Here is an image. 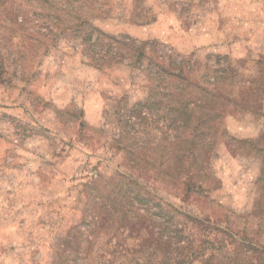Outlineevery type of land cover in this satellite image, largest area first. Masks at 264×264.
Here are the masks:
<instances>
[{
	"label": "rangeland",
	"instance_id": "1",
	"mask_svg": "<svg viewBox=\"0 0 264 264\" xmlns=\"http://www.w3.org/2000/svg\"><path fill=\"white\" fill-rule=\"evenodd\" d=\"M170 73L219 98L218 126L200 139L212 154L184 142L170 104L190 89L178 94ZM116 171L250 244L227 248L163 201L133 199ZM101 198L131 215L152 207L145 216L204 240L189 264H264V0H0V264H86ZM140 246L155 264L159 249Z\"/></svg>",
	"mask_w": 264,
	"mask_h": 264
},
{
	"label": "trees",
	"instance_id": "2",
	"mask_svg": "<svg viewBox=\"0 0 264 264\" xmlns=\"http://www.w3.org/2000/svg\"><path fill=\"white\" fill-rule=\"evenodd\" d=\"M131 39L130 37H128ZM114 42L119 43L118 39H115L114 37H111ZM156 76H162L161 73L156 74ZM170 76H177L178 81L177 84H174L176 88L174 90H177L178 94L181 93V90L186 91L187 89H190L188 91L187 95H184L183 98H177V100H181V104L178 106H174L170 104V108L174 111H177L179 113H182V122L183 125L187 128L188 130V136L185 137L184 142L189 145L190 152L192 154H195V152L199 149L202 148H207L205 155L209 154L211 151H213V143H209L208 140L206 142L201 141L200 139L202 137L205 138V136L209 135L214 131L215 126H218V119H220V112L217 110V104L219 103V98L210 90L208 89H200L198 86H194L192 83H190L187 78H184L180 75H176L174 73H170ZM192 91H194V94H191ZM200 93L202 96H199ZM191 97L194 98H201L203 103L196 106H202L201 111L197 112L195 114L192 112L193 106H195V103L191 100ZM175 98V99H176ZM191 101V103H190ZM191 104V106H190ZM178 121V120H177ZM214 139V138H213ZM201 141V142H200ZM189 153V150H188ZM212 154V152H211ZM209 159L211 156H207ZM167 168V167H165ZM164 168V169H165ZM169 169L165 170H160L161 173H168ZM170 172V171H169ZM186 173V172H185ZM112 176H115V178L120 177V178H125L128 181V184L133 186V199H144L143 195H149L147 196L148 201L152 198L157 199L159 202H162L168 209H171L170 211L175 214V215H182L185 219L189 220L196 230L198 229L199 231L203 230V228L211 227L212 230H218L217 233H222L227 236V242L222 243L220 240L218 241L219 243L221 242V245L227 247L228 245H233V243L239 244V247L236 249V251H241L240 247L242 248L243 246H246V244H250V242H246L244 238H237L236 234L234 232L230 231L229 228H221L218 224L215 222H211L208 218H199L196 216H193L186 211H184L182 208L179 206L167 201L166 199L162 198L156 191H152L149 189L147 186L143 185L139 180H137L135 177L132 175L126 174L124 172H119L116 171ZM93 182V181H92ZM96 182V180L94 181ZM183 182L187 183V178L184 179ZM185 184V183H184ZM200 188V186H197ZM130 190V189H129ZM106 200L104 198L99 199V204L100 208L103 207L107 210V212L104 213V210L99 213L97 216L92 217L91 219V228L90 231H88L86 237H88L89 240H87V245L84 248L83 251L80 252V254H83L84 260L86 261V264H100L99 261L104 262V264H131L130 260V255L128 253H138V257H141L144 261L140 264H148L147 261V254L148 250L145 252H139L138 251V246L141 245L139 248H141L143 245L150 244L154 249V251H157L159 249V254L155 257V264H189L190 261L194 258L200 257L202 255V242L204 240H200V243H194L197 242V240L193 239H187V237H190L188 232L185 233L184 230H186V227L184 226H178V224H174L173 227L170 225L169 218H162V222H158L155 220V218L152 216L153 212L150 213V216H145L144 213H147V209H151L152 207L148 208H141L143 213H140L139 211L142 212L140 209V204L136 205L135 211L137 213H133L132 215L128 210L129 208H123L120 206V204L114 205L111 207V205H107ZM153 204V203H152ZM158 204V203H156ZM153 204V205H156ZM160 204V203H159ZM161 204V205H162ZM113 205V204H112ZM108 207V208H107ZM120 209V212L115 215V218L113 217L111 219V213L110 211L114 209V212L116 209ZM135 220V221H134ZM131 223L133 227L137 231L128 233V234H123V230L125 229L126 225ZM109 226V227H108ZM108 227V228H107ZM140 230L143 232L141 233ZM191 230V228H190ZM210 232V230H208ZM98 232H102L103 235H105L102 238L104 247L97 249L94 252V249L91 248L92 243H95V235ZM122 232V233H121ZM212 233V232H210ZM185 234H188L187 237ZM94 235V238H93ZM213 235H215L213 233ZM212 235V236H213ZM101 236V235H100ZM99 238V236H98ZM134 238H137L138 244L137 248H133V252H129V248H124V243L125 242H130ZM207 239H210L211 245L214 244V242L217 240V234L214 237H208ZM194 245V246H193ZM201 247V248H199ZM149 248V246H148ZM228 248V247H227ZM264 251V249H263ZM152 253H149L148 257H151L152 260ZM124 255V260L120 261L118 260V256ZM226 256V255H224ZM211 257V256H210ZM94 258V259H93ZM62 264H66L61 262ZM221 264H245L244 260H241L239 263H233L228 256H226V261L220 262ZM136 264V262H135Z\"/></svg>",
	"mask_w": 264,
	"mask_h": 264
}]
</instances>
